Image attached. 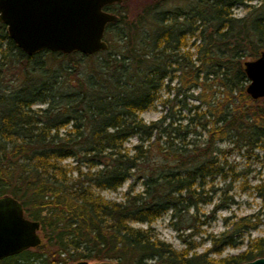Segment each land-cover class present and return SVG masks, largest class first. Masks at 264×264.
<instances>
[{
    "label": "trees",
    "instance_id": "1",
    "mask_svg": "<svg viewBox=\"0 0 264 264\" xmlns=\"http://www.w3.org/2000/svg\"><path fill=\"white\" fill-rule=\"evenodd\" d=\"M130 1L103 8L118 21L106 26L107 48L89 56H28L0 23V198L17 200L43 239L0 264L264 258V236L248 239L264 226V177L250 187L258 210L224 217L222 231L200 238L216 212L235 204L215 184L238 178L229 149L264 152V97L246 93L244 72L245 59L264 52V1L255 7L254 0H179L185 6L173 11L159 10L167 0L130 11ZM236 6L247 10L244 17H233ZM163 89L182 96L185 115L169 110L145 122L140 115ZM36 104L45 107L33 110ZM128 181L121 201L100 195ZM164 216L183 249L153 235L150 226ZM200 241L209 247L198 253ZM241 246L236 255L214 258Z\"/></svg>",
    "mask_w": 264,
    "mask_h": 264
},
{
    "label": "water",
    "instance_id": "2",
    "mask_svg": "<svg viewBox=\"0 0 264 264\" xmlns=\"http://www.w3.org/2000/svg\"><path fill=\"white\" fill-rule=\"evenodd\" d=\"M122 0H0V23L9 38L28 56L48 50L64 55L85 56L104 51L106 26L118 17L103 10ZM248 79L246 93L252 99L264 97V52L244 63ZM39 223L27 219L20 203L0 198V261L40 244ZM79 264H88L80 262ZM95 264H115L101 262ZM242 264H264L258 258Z\"/></svg>",
    "mask_w": 264,
    "mask_h": 264
},
{
    "label": "rangeland",
    "instance_id": "3",
    "mask_svg": "<svg viewBox=\"0 0 264 264\" xmlns=\"http://www.w3.org/2000/svg\"><path fill=\"white\" fill-rule=\"evenodd\" d=\"M134 1V2H132ZM128 3V7L130 11H133L134 9L139 10L141 6L149 2L151 0H140L139 3L136 4V0H132ZM264 0H254L250 2L249 4L255 7H258L261 2ZM185 4L180 2L179 0H167L165 3L160 4L159 10L161 11H173L177 9V7H184ZM135 11V12H136ZM132 13H129L128 16L131 19ZM233 17L235 18H242L246 15L247 10L242 6H236L231 11ZM115 32L112 35V38H115ZM107 37L110 39V36H104V41L107 42ZM193 39L188 41V45L192 42ZM192 52V50H191ZM245 61H251L250 59H245ZM248 85V83H247ZM246 85V87H247ZM173 87V84L171 85V88ZM175 91L171 90L169 93L163 89L160 92L161 98L157 100V102L147 111L143 112L140 117L145 122H151L157 120L160 116L167 113L169 110L171 113H175V118H178L180 116H184L185 112L184 109L181 107V103L179 100L182 98V96H179L178 98H175ZM166 100V101H165ZM189 102V100H188ZM44 105L36 104L32 106L33 110H36L38 108H44ZM136 143V138H132L128 144L127 147H131ZM222 148L227 149L226 146H222ZM229 149V148H228ZM227 162L230 165V168L237 173L238 178H236L235 182H231L230 178H228L225 181H222L221 179H216L215 184H217L219 187L222 186L224 190H229V193L227 194L229 197H232L234 201V205L231 206L229 210L224 211H218L214 214L212 217L214 220L210 222L209 226H205L201 228V239H206V236L208 234H216L223 230V218L228 217L230 215L235 216H246L248 214L254 213L256 210L259 209L261 205V201L256 198L253 190H251V186L255 185L259 178L264 177V152L261 150H253L250 152H247L245 148L241 147L240 149H229V152L227 153ZM66 163H71L70 160L66 161ZM131 183V181H128L125 183V185L118 189L116 192L111 191H103L100 193V195L107 201H121L123 199V194L127 190L128 185ZM136 191H140V187L136 186ZM211 207L204 208V211L207 212L210 211ZM134 227L139 228H147L146 225H140V224H132ZM150 229H152L153 235H155L156 238H158L161 241H164L165 243L170 244L173 248L176 250L183 249V244L177 237V233L173 231L168 226V217L164 216L161 219H158L156 222H154ZM189 231H186L185 233H188ZM41 240L42 234L41 232L38 233ZM264 236V226H259V228L256 231H253L250 233L248 239H254L257 237ZM196 239L195 241H199V239ZM247 238L245 239L244 243H246ZM203 243V241H200ZM209 244L207 242H204L201 247L197 250L198 253H201L205 248H208ZM245 249V246H241L239 249H226L221 254V256H214V258L218 259L220 257H226L231 255H236L243 251ZM35 251V250H31ZM88 264H95V262H88Z\"/></svg>",
    "mask_w": 264,
    "mask_h": 264
}]
</instances>
